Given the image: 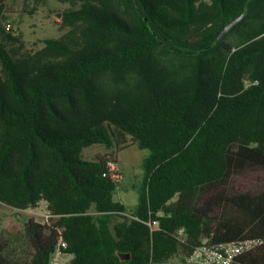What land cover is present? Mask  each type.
Segmentation results:
<instances>
[{"label":"trees","instance_id":"trees-1","mask_svg":"<svg viewBox=\"0 0 264 264\" xmlns=\"http://www.w3.org/2000/svg\"><path fill=\"white\" fill-rule=\"evenodd\" d=\"M6 2L0 204L51 217L25 223L22 250L0 244V264H49L60 236L70 264L246 240L259 244L234 264H264V0H56L67 30L34 51ZM128 144L149 152L134 207L102 176ZM93 145L107 152L83 159Z\"/></svg>","mask_w":264,"mask_h":264},{"label":"rangeland","instance_id":"rangeland-1","mask_svg":"<svg viewBox=\"0 0 264 264\" xmlns=\"http://www.w3.org/2000/svg\"><path fill=\"white\" fill-rule=\"evenodd\" d=\"M65 7L56 0H7L3 17L8 27L25 43L26 48L34 51L43 46V40L58 38L67 30L63 28L61 21V13ZM227 41L231 42L233 38L230 37ZM106 152L103 146L93 145L83 150L82 157L93 160L95 155ZM148 154V150H140L128 144L117 155V166L122 172V180L114 199L126 207H134L138 202L142 164ZM44 214L45 211L41 209L17 211L0 204V244L9 242L12 249L22 250L25 247L22 240L25 223L33 219L37 223L46 224Z\"/></svg>","mask_w":264,"mask_h":264},{"label":"built area","instance_id":"built-area-1","mask_svg":"<svg viewBox=\"0 0 264 264\" xmlns=\"http://www.w3.org/2000/svg\"><path fill=\"white\" fill-rule=\"evenodd\" d=\"M109 177L117 184L122 180V172L117 164L110 163L107 171L102 175ZM119 187V185H118ZM39 209L44 210L41 206ZM44 217L47 222L51 215L45 211ZM152 233L158 230L159 224L155 220L145 222ZM173 237L180 243L184 244L187 240V234L184 229L177 230ZM259 242L254 240H246L231 243L219 244H202L195 247L189 254H177L173 258L165 261L150 260L148 264H234V261L239 256L252 251L258 246ZM73 259V254L68 252L67 242L62 236L59 237L55 244L53 253L50 256L49 264H70Z\"/></svg>","mask_w":264,"mask_h":264},{"label":"water","instance_id":"water-1","mask_svg":"<svg viewBox=\"0 0 264 264\" xmlns=\"http://www.w3.org/2000/svg\"><path fill=\"white\" fill-rule=\"evenodd\" d=\"M243 16H244V14H242L241 16H239L238 18H236L235 20H233L230 23H228L223 28V30L219 33L218 40L221 39L234 25H236L242 19ZM58 17H60V14L58 15ZM120 258L122 260H127L129 257L128 256L127 257L120 256Z\"/></svg>","mask_w":264,"mask_h":264},{"label":"crops","instance_id":"crops-1","mask_svg":"<svg viewBox=\"0 0 264 264\" xmlns=\"http://www.w3.org/2000/svg\"><path fill=\"white\" fill-rule=\"evenodd\" d=\"M120 189V187L118 188V190Z\"/></svg>","mask_w":264,"mask_h":264}]
</instances>
